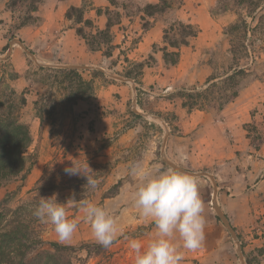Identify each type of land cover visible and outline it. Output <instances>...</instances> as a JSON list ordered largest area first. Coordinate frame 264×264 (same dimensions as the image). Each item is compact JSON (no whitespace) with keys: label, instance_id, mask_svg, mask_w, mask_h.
I'll use <instances>...</instances> for the list:
<instances>
[{"label":"rangeland","instance_id":"1","mask_svg":"<svg viewBox=\"0 0 264 264\" xmlns=\"http://www.w3.org/2000/svg\"><path fill=\"white\" fill-rule=\"evenodd\" d=\"M95 1L98 0H83V19L90 7L111 24H117L125 15L137 17L144 13L146 6L138 0H105L104 7L92 6ZM166 1L171 4V9L167 10L170 11L165 29L167 37L172 42H180L182 32L174 21L172 10L178 8L182 0ZM201 5L204 7L202 14L197 9ZM189 6L190 20L196 16L212 30V35L205 39L214 44L213 48L205 50L212 72L203 82L174 85L166 94L159 86L143 88L139 64L111 69L109 63L107 67L90 68L39 60L44 66L37 65L19 45H12L18 41L12 35L28 16V7L18 6L11 11L13 23L7 30L11 35L9 46L0 50V96L5 103H14V114L29 129L31 143L24 156L25 169L30 166V171L24 181H20L24 175L21 173L0 187V204L6 200L0 207V230L9 229L15 221H22L27 227L25 244H33V249L21 246L20 251L26 258L48 250L47 243H58L74 248L67 256L73 264H134V253L125 237L147 243L154 235V225L141 218L133 207L131 194L138 181L130 174V166L140 163L145 168L156 165L168 168L167 160L189 173L204 172L216 184L214 190L209 177H198L205 205L204 238L198 250L184 252L182 264H254L258 261L256 254L262 250L252 249L249 244L252 232L254 238L258 235L256 230L249 233L252 224H247L244 212L239 211L237 197L230 196V192L220 187L219 165L209 159L210 155L192 157L190 133L183 129L179 111L187 96L197 95L196 108L182 109L207 112L215 119L219 107L224 108L231 102L233 93L242 85L256 80L264 82V0H190ZM74 14L71 24L75 32L82 30L96 49L104 54L110 52V43L102 42L94 25L88 28L84 22L76 24L77 14ZM141 25L149 24L145 21ZM190 25L200 31L201 24L193 21ZM23 47L34 56L32 50ZM11 49L21 52L25 60L27 68L22 75L15 72L13 62L8 60ZM145 63L148 64V60ZM62 69L73 70L83 82H91L92 97L76 101V89H84V85H80L74 76L52 72ZM235 72L238 75H233ZM19 78L25 83L23 89L16 84ZM209 79L214 81L208 84ZM77 159L80 164L87 160L98 181L96 189L85 186L86 178L65 173L64 169ZM54 193L59 203L68 201V216L78 224L76 232L67 240H60L50 223H42L32 214L39 200L38 194L50 197ZM73 198L75 201L71 200ZM85 199L109 208L120 219L122 235L110 247L105 248L97 242L79 211V201ZM215 203L226 217L236 241L219 219ZM10 257L17 260L20 256Z\"/></svg>","mask_w":264,"mask_h":264},{"label":"crops","instance_id":"2","mask_svg":"<svg viewBox=\"0 0 264 264\" xmlns=\"http://www.w3.org/2000/svg\"><path fill=\"white\" fill-rule=\"evenodd\" d=\"M8 0H0V50L9 46L8 27L13 23ZM143 5H156L159 0H138ZM190 0H182L180 7L172 10L174 21L200 25V31L187 46L178 49L166 47L167 52H177L175 65L163 60L164 30L168 25V12L146 16L125 15L119 23L113 24L110 53L105 56L101 50H91L85 40L72 27V19L66 17L70 7L81 8L83 0H45L31 17L33 22L16 29L12 35L25 47L32 50L36 60L43 63L79 64L84 67H119L143 64L139 74L143 88L159 86L163 94L175 85H191L205 81L212 72V66L205 54L213 48V42L205 39L212 30L199 18L190 20ZM92 6L104 7L105 0L95 1ZM204 12L203 5L198 6ZM97 30H105L107 19L89 7L85 13ZM148 22L143 29L142 22ZM12 46V45H11ZM14 70L22 75L27 66L22 53L11 49L9 59ZM148 60V64L145 61ZM107 69V68H106ZM18 88H25L23 79L16 81ZM182 127L190 133L192 157L210 155L213 163L219 165L217 176L220 187L236 196L239 211L244 212L247 224H252L250 235L252 249L262 250L254 264H264V82L252 81L242 85L237 97L215 115L202 111H179ZM196 130V131H195ZM230 161V162H227ZM217 171V170H216ZM259 219V223L257 220Z\"/></svg>","mask_w":264,"mask_h":264},{"label":"clouds","instance_id":"3","mask_svg":"<svg viewBox=\"0 0 264 264\" xmlns=\"http://www.w3.org/2000/svg\"><path fill=\"white\" fill-rule=\"evenodd\" d=\"M73 161L65 173L86 178L85 186L96 189L98 181L87 160L84 164L79 159ZM130 174L138 181L131 194L133 207L141 218L154 225V235L147 243L125 237L134 253V264H182L184 252L198 250L204 238L205 205L198 177L172 167L145 168L140 163L130 166ZM38 197L33 216L50 223L60 240L70 239L78 224L68 216V201L59 203L55 193ZM79 211L97 242L105 248L122 235L121 221L109 208L85 199L79 201Z\"/></svg>","mask_w":264,"mask_h":264},{"label":"trees","instance_id":"4","mask_svg":"<svg viewBox=\"0 0 264 264\" xmlns=\"http://www.w3.org/2000/svg\"><path fill=\"white\" fill-rule=\"evenodd\" d=\"M45 0H8L7 9L14 11L18 6L28 7V16L19 24V27L24 26L33 22L31 15L38 10V8L44 3ZM182 4V3H181ZM179 5V7L181 6ZM171 9V4L167 3L166 0H159L156 5H146L144 8V14L146 16H153L165 12L166 10ZM77 15L76 24H83L88 28H93V24L89 20L83 19V11L81 8L70 7L67 10L66 17L71 18V15ZM113 24L107 21V26L105 30H97L96 34L101 37L102 42L108 44L109 41V29ZM178 27L182 32V40L180 42H172L167 37V30H164L163 40L168 47L173 49H178L181 46H187L189 38H195L198 34L196 30L190 24H183L177 22ZM147 26H143V29H146ZM171 30V29H170ZM76 33L79 37L85 40L87 46L91 50H98L88 40L84 37L82 30H76ZM110 52L105 53V56H108ZM179 54L177 52H167L166 48L163 49V60L166 64L175 65L178 61ZM140 71L143 68L142 64H139ZM52 72L58 74H65L67 76H74L77 82L80 85H84V89H76L75 100H84L92 97L93 87L91 82L85 83L79 75L73 70H52ZM233 75H238L234 73ZM214 81V79H209L207 83ZM238 92L233 93L232 99L237 97ZM198 96L192 97L187 96V101L182 103V108L194 109L198 105L195 100ZM2 96H0V187L4 186L11 178L18 177L21 173L22 177L20 181H24L25 177L29 174L30 166L25 169V151L31 143L29 129L26 125L22 124L16 115L14 114V103L12 101H7ZM21 104L23 102L21 101ZM222 105L219 107V110H222ZM6 200L0 204L2 207L5 204ZM26 226L22 221H15L14 225L9 229L0 230V264H73L71 258L67 257L74 248L69 246H62L58 243H47L49 246L48 250H43L39 254H35L32 258H26L25 253L21 252V246H26L27 249H33V244H25L26 237L24 232L26 231ZM25 244V245H24ZM14 254L19 255L20 257L16 260L13 257Z\"/></svg>","mask_w":264,"mask_h":264},{"label":"water","instance_id":"5","mask_svg":"<svg viewBox=\"0 0 264 264\" xmlns=\"http://www.w3.org/2000/svg\"><path fill=\"white\" fill-rule=\"evenodd\" d=\"M13 44H16V45H19L30 57H31V59L37 64V65H39V66H44V64H42V63H40L38 60H36V58L31 54V53H29V52H27L26 51V49L23 47V45L20 43V41H14V42H12V45ZM45 66H48V67H52V68H66V69H82L83 67H77V66H62V65H45ZM90 68H92V67H90ZM112 78H114V79H116V80H122V81H127V80H124V79H121L120 77H116V76H111ZM144 117H149V116H147V115H144ZM150 118H152V117H150ZM166 161V163L170 166V167H172V168H176V169H180V170H182V171H184V172H186L185 170H183V169H181V168H179V167H177V166H175V165H173L172 163H169L167 160H165ZM186 173H188V174H191V175H194V176H196V177H209V179H211V181H212V183H213V187H214V190L216 189V184L214 183V180H213V178L211 177V176H209L208 174H206V173H204V172H201V173H189V172H186ZM214 208H215V211H216V213H217V215H218V217H219V219L222 221V223H223V225L226 227V229H227V231L230 233V235L233 237V239L236 241V237H235V235H234V232H233V230H232V228L230 227V225H229V223H228V221H227V219H226V217L221 213V211H220V209H219V207H218V205L215 203V206H214ZM237 251H238V253H239V255H240V257H241V252H240V249H239V247L237 246Z\"/></svg>","mask_w":264,"mask_h":264}]
</instances>
